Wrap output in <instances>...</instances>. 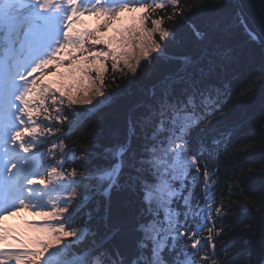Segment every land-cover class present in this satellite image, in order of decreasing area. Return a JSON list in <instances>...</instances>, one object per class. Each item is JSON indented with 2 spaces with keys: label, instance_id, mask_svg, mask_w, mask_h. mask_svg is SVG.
I'll list each match as a JSON object with an SVG mask.
<instances>
[{
  "label": "snow or ice",
  "instance_id": "1",
  "mask_svg": "<svg viewBox=\"0 0 264 264\" xmlns=\"http://www.w3.org/2000/svg\"><path fill=\"white\" fill-rule=\"evenodd\" d=\"M253 8L246 0H0V264H229L217 238L237 211L258 220L243 235H260L242 264H264V167L233 171L221 186L219 166L246 125L264 147V0L258 16ZM137 12V23L104 38ZM86 16L97 26L78 28ZM90 92L103 99L93 105ZM65 98L69 108L103 112L92 129L102 138L104 106L120 119L110 143L91 155L82 148L71 163L43 147L57 146L51 121L57 132L73 123L57 107ZM22 212L44 219L24 221L27 232L5 227Z\"/></svg>",
  "mask_w": 264,
  "mask_h": 264
},
{
  "label": "trees",
  "instance_id": "2",
  "mask_svg": "<svg viewBox=\"0 0 264 264\" xmlns=\"http://www.w3.org/2000/svg\"><path fill=\"white\" fill-rule=\"evenodd\" d=\"M209 2H212V0H209ZM127 14L130 13H124L122 17ZM122 20L123 19L118 22H122ZM87 21L95 22L94 27L98 24V19L96 17L86 16L83 18V23L77 25V27L86 28ZM241 42H243L242 39ZM63 69L64 68H62L61 71ZM125 72L128 75H131L127 69H125ZM111 77L112 74L109 73L106 78L107 81H111ZM126 79L127 77L123 74L119 72L116 73V84L123 87ZM234 86L242 87V85ZM115 87V84L110 83L109 87L105 89L106 94L108 91L114 90ZM90 94H92V92H90L89 95ZM77 98L83 100L86 97H84L81 93ZM88 98L93 100V105L96 104L98 99H103L102 97H97L96 95L89 96ZM93 105L76 104L69 108L66 98L63 105L58 104L57 107L61 108L62 111L71 113L69 121H73V123L65 121L61 126L62 130L57 132L56 125L58 122L55 120L51 121L54 125V134H49V139L55 141L57 146L55 149H52L51 144H45L43 146L44 149L54 151L57 157H59L62 152L67 153V159L69 163H71L82 148L87 149L91 155L98 150V146L101 143H110L113 139L111 134L112 130L120 124V119L115 114V110L112 106H104V111L108 112L109 119L105 124L107 134L102 138L98 133H93L92 131L94 125L99 120L100 115H103V112L97 114L98 109ZM54 116L55 113L53 112V117ZM35 120L37 123H41L44 121V116L38 113ZM42 138L43 136H41V139ZM233 143L238 145V148L234 149L231 145H229L227 149L222 148V152L226 151L230 153V155L222 154L219 158V166L221 168V186L223 185V181L226 176L231 175L233 171L242 168L244 170L252 169L254 172H258L260 168L264 167V147L261 146L258 130H254L251 125L244 126L241 133L238 136L233 137ZM246 144L251 145V147L245 148L244 145ZM48 159H51V157H48ZM51 178L52 177H50V179ZM54 183L58 184L60 181ZM259 183L260 181L257 179L254 186H258ZM65 194L66 197L70 195L68 192L59 193V195L63 196ZM249 222L255 223L258 222V220H253V218L249 215L242 214L239 211H237L234 217L225 218L222 221L224 231L221 232L220 236L217 238V251L220 254L221 259L226 258L229 261V264H242L248 255L251 254L254 256L259 248V229L255 230V235H243V229ZM245 241H247V243ZM225 253H227L226 257Z\"/></svg>",
  "mask_w": 264,
  "mask_h": 264
},
{
  "label": "rangeland",
  "instance_id": "3",
  "mask_svg": "<svg viewBox=\"0 0 264 264\" xmlns=\"http://www.w3.org/2000/svg\"><path fill=\"white\" fill-rule=\"evenodd\" d=\"M139 13H130V14H127V15H124L121 19L122 22H117L116 25L114 26V28L110 29L109 32L105 35V39H109L111 38L113 35L116 34V29H119V28H122L124 27L125 25H130V24H133V23H137L138 22V18H139ZM94 25H95V22L93 21H87L86 23V28H94ZM66 69H63L62 72H65ZM58 79V77H49L47 82H51L53 80H56ZM89 96H95L94 93L90 94ZM51 180L53 182H59L60 179L56 176H52ZM56 195H59V193H57ZM66 197V194L64 195ZM44 218H41V217H38V216H34V215H31L30 213L28 212H22L19 216H15V217H9L6 222H5V227L7 228H11V229H14L18 232H27L29 231V229H27L26 225L23 223L21 225H14L13 223L14 222H18V221H33V222H42Z\"/></svg>",
  "mask_w": 264,
  "mask_h": 264
},
{
  "label": "water",
  "instance_id": "4",
  "mask_svg": "<svg viewBox=\"0 0 264 264\" xmlns=\"http://www.w3.org/2000/svg\"><path fill=\"white\" fill-rule=\"evenodd\" d=\"M247 3L251 4V5H254V8H253V12L255 14H257L258 16V13H259V5L261 3V0H246Z\"/></svg>",
  "mask_w": 264,
  "mask_h": 264
},
{
  "label": "bare ground",
  "instance_id": "5",
  "mask_svg": "<svg viewBox=\"0 0 264 264\" xmlns=\"http://www.w3.org/2000/svg\"><path fill=\"white\" fill-rule=\"evenodd\" d=\"M23 223H24V221H21V222H20V221H18V222L16 221V222H14L13 224H14V225H21V224H23Z\"/></svg>",
  "mask_w": 264,
  "mask_h": 264
}]
</instances>
